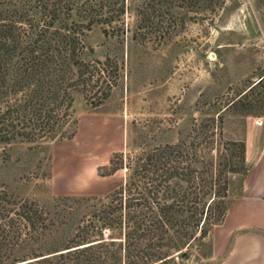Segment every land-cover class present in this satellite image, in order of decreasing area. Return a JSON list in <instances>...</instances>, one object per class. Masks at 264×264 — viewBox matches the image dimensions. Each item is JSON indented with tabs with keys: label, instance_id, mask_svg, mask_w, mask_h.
Segmentation results:
<instances>
[{
	"label": "rangeland",
	"instance_id": "rangeland-1",
	"mask_svg": "<svg viewBox=\"0 0 264 264\" xmlns=\"http://www.w3.org/2000/svg\"><path fill=\"white\" fill-rule=\"evenodd\" d=\"M141 4H126L122 34L104 37L100 25L82 29L78 59H109L120 72L101 105L74 95L73 137L0 147V187L48 213V229L19 256L41 254L56 264L98 200L124 185L127 157L136 167L155 149L180 146L193 172L200 155L235 160L230 144L241 143L243 171L233 177L229 204L264 161V0H150L145 10ZM221 223L183 249L186 257L166 264H213L212 236Z\"/></svg>",
	"mask_w": 264,
	"mask_h": 264
},
{
	"label": "trees",
	"instance_id": "trees-1",
	"mask_svg": "<svg viewBox=\"0 0 264 264\" xmlns=\"http://www.w3.org/2000/svg\"><path fill=\"white\" fill-rule=\"evenodd\" d=\"M131 2L0 0V147L20 141L33 148L73 137L74 95L95 108L108 98L120 72L109 59H78L82 29L100 25L104 37L122 34ZM149 2L142 0L143 10ZM230 145L238 150L235 160L200 155L193 172L180 146L155 149L136 167L127 157L124 185L98 200L55 263L166 264L186 257L182 250L204 239L228 211L231 182L244 164L243 144ZM48 227L42 207L0 187V264H52L41 254L17 255Z\"/></svg>",
	"mask_w": 264,
	"mask_h": 264
},
{
	"label": "crops",
	"instance_id": "crops-1",
	"mask_svg": "<svg viewBox=\"0 0 264 264\" xmlns=\"http://www.w3.org/2000/svg\"><path fill=\"white\" fill-rule=\"evenodd\" d=\"M257 166L256 174L249 170L241 195L230 202L214 230L208 258L213 264H264V161Z\"/></svg>",
	"mask_w": 264,
	"mask_h": 264
}]
</instances>
